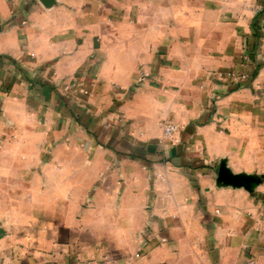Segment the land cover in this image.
<instances>
[{
	"label": "crops",
	"instance_id": "1",
	"mask_svg": "<svg viewBox=\"0 0 264 264\" xmlns=\"http://www.w3.org/2000/svg\"><path fill=\"white\" fill-rule=\"evenodd\" d=\"M53 1L0 0V264H264V0Z\"/></svg>",
	"mask_w": 264,
	"mask_h": 264
},
{
	"label": "water",
	"instance_id": "2",
	"mask_svg": "<svg viewBox=\"0 0 264 264\" xmlns=\"http://www.w3.org/2000/svg\"><path fill=\"white\" fill-rule=\"evenodd\" d=\"M42 5L49 7L53 0H38ZM1 31V26H0ZM5 56H0V60ZM264 180V174L234 173L226 164L225 159H221L217 168L216 185L231 186L233 188H244L252 192L254 188Z\"/></svg>",
	"mask_w": 264,
	"mask_h": 264
},
{
	"label": "built area",
	"instance_id": "3",
	"mask_svg": "<svg viewBox=\"0 0 264 264\" xmlns=\"http://www.w3.org/2000/svg\"><path fill=\"white\" fill-rule=\"evenodd\" d=\"M233 78H243L244 75L238 76L235 73L231 74ZM219 77L223 76L221 73L218 74ZM73 86H79L83 89V93H88L85 88V82L82 79H73L72 82L68 83L66 88H72ZM178 127L171 120H165L162 124V138L171 140L174 133L177 131Z\"/></svg>",
	"mask_w": 264,
	"mask_h": 264
}]
</instances>
